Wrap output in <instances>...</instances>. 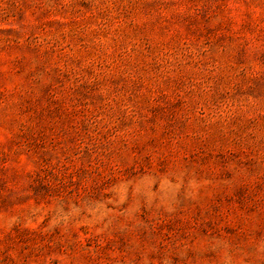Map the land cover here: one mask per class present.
Returning <instances> with one entry per match:
<instances>
[{
    "label": "rangeland",
    "instance_id": "rangeland-1",
    "mask_svg": "<svg viewBox=\"0 0 264 264\" xmlns=\"http://www.w3.org/2000/svg\"><path fill=\"white\" fill-rule=\"evenodd\" d=\"M0 264H264V0H0Z\"/></svg>",
    "mask_w": 264,
    "mask_h": 264
}]
</instances>
